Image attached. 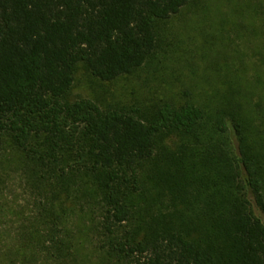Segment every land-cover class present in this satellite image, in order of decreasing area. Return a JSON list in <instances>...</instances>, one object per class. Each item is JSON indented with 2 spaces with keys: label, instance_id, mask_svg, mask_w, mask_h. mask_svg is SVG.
Returning <instances> with one entry per match:
<instances>
[{
  "label": "trees",
  "instance_id": "16d2710c",
  "mask_svg": "<svg viewBox=\"0 0 264 264\" xmlns=\"http://www.w3.org/2000/svg\"><path fill=\"white\" fill-rule=\"evenodd\" d=\"M190 1L0 0V154L9 138L47 173L13 264H69L54 189L78 180L96 192L102 264H264V20L250 26L257 60L214 109L71 95L81 66L102 81L144 66L159 23Z\"/></svg>",
  "mask_w": 264,
  "mask_h": 264
},
{
  "label": "rangeland",
  "instance_id": "374dc122",
  "mask_svg": "<svg viewBox=\"0 0 264 264\" xmlns=\"http://www.w3.org/2000/svg\"><path fill=\"white\" fill-rule=\"evenodd\" d=\"M259 1L191 0L179 13L159 23L157 51L144 66L113 81H102L81 66L72 97H91L103 106L143 110L168 101L179 105L190 100L207 111L208 107L225 104L224 94L232 91L227 79L242 76L244 65L248 67L257 60L259 40L250 26L264 20V13L255 10ZM254 73L259 71L249 69L248 77ZM41 168L16 149L9 138L6 140L0 154V264L21 261L19 252L28 250L20 247L21 235H26L23 227L36 221L35 217L48 206L47 202L40 203L42 196L33 185L47 174ZM74 187L68 194L54 189L65 225L59 233H68L76 246L67 261L102 264L105 256L100 248L96 192L81 180ZM12 251L19 256L11 261L7 253ZM38 264L58 263L47 261L41 252Z\"/></svg>",
  "mask_w": 264,
  "mask_h": 264
}]
</instances>
